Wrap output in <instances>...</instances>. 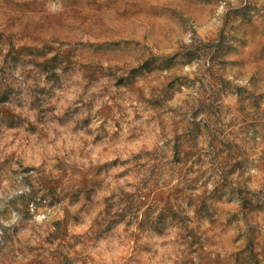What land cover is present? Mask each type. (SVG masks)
I'll use <instances>...</instances> for the list:
<instances>
[{
	"label": "rangeland",
	"instance_id": "374dc122",
	"mask_svg": "<svg viewBox=\"0 0 264 264\" xmlns=\"http://www.w3.org/2000/svg\"><path fill=\"white\" fill-rule=\"evenodd\" d=\"M0 264H264V0H0Z\"/></svg>",
	"mask_w": 264,
	"mask_h": 264
}]
</instances>
